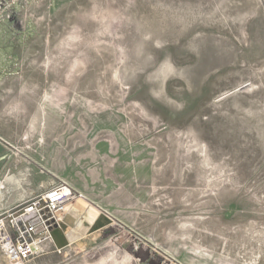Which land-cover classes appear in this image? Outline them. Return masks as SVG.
<instances>
[{"label": "rangeland", "instance_id": "374dc122", "mask_svg": "<svg viewBox=\"0 0 264 264\" xmlns=\"http://www.w3.org/2000/svg\"><path fill=\"white\" fill-rule=\"evenodd\" d=\"M0 129L109 216L29 264H264V0H0Z\"/></svg>", "mask_w": 264, "mask_h": 264}, {"label": "built area", "instance_id": "2783aa9c", "mask_svg": "<svg viewBox=\"0 0 264 264\" xmlns=\"http://www.w3.org/2000/svg\"><path fill=\"white\" fill-rule=\"evenodd\" d=\"M80 197L82 193L59 178L43 192L1 208L0 264H29L49 249L63 253L65 248L54 244L52 231L66 214L75 216L70 205Z\"/></svg>", "mask_w": 264, "mask_h": 264}, {"label": "crops", "instance_id": "0c3cea01", "mask_svg": "<svg viewBox=\"0 0 264 264\" xmlns=\"http://www.w3.org/2000/svg\"><path fill=\"white\" fill-rule=\"evenodd\" d=\"M0 137L12 142L11 138L1 129ZM2 149L3 148L0 146V152H3ZM9 154L10 153H3L0 155V173L1 171L3 172L0 177V187H2L3 191L2 199H0V210L1 208L16 204L29 196L39 194L56 182L46 185V179L38 173H36L33 178L29 179V174L25 169V172L20 171V173H16L17 175L24 176L23 187L14 189L13 184L10 183V178L15 174V171L8 173L6 168H4L5 164L2 163L10 156ZM39 181L42 182L39 184ZM71 206L73 214L79 218L76 220L75 216L66 214L60 226L53 229L52 239L57 247L67 248L72 243L102 230L107 225L109 216L100 206L91 203L86 198H78ZM67 219L70 221L67 222ZM55 232H59L63 236L61 245L56 244L54 241L53 235Z\"/></svg>", "mask_w": 264, "mask_h": 264}, {"label": "bare ground", "instance_id": "6f19581e", "mask_svg": "<svg viewBox=\"0 0 264 264\" xmlns=\"http://www.w3.org/2000/svg\"><path fill=\"white\" fill-rule=\"evenodd\" d=\"M46 121L45 122H48V120L47 119H45ZM36 129V128H35ZM23 177L24 176H20V175H17L16 173L14 174V175H12L11 176V178H10V183L11 184H13V187H14V189H18V188H22L23 187ZM50 186V185H49ZM2 193H3V191H2V187H0V199H2L1 197H2ZM70 205V204H69ZM68 205V206H69ZM72 205V204H71ZM71 205H70V207H71Z\"/></svg>", "mask_w": 264, "mask_h": 264}]
</instances>
